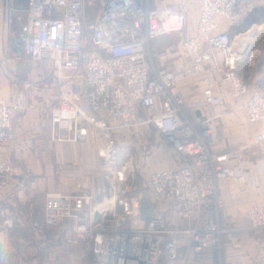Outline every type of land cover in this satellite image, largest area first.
I'll use <instances>...</instances> for the list:
<instances>
[{"label": "built area", "instance_id": "2783aa9c", "mask_svg": "<svg viewBox=\"0 0 264 264\" xmlns=\"http://www.w3.org/2000/svg\"><path fill=\"white\" fill-rule=\"evenodd\" d=\"M185 2L151 8L149 0H3V33L16 56L53 66L50 121L56 141H83L94 129L100 157L109 159L121 134L142 116L138 124L152 126L172 152L168 165L150 172L142 188L128 184L131 163L114 167L118 186L97 206L88 195H46L44 225L72 220L75 239L88 244L91 264L178 261L181 239L189 253L220 250L227 230L218 220L219 183L249 184L250 177L226 165V155L213 154L186 114L218 105L221 97L208 86L199 99L187 100L179 79L211 70L228 82L232 97L244 100L246 121L257 128L254 143L264 144V95L236 73L243 62L232 59L228 31L238 22L233 0H198L193 35L178 43L185 64L177 72L153 64L152 42L184 31ZM90 7L96 8L93 18ZM17 109L0 98V143ZM198 124L210 135L208 120ZM11 168L0 161V192L12 186ZM96 213L108 216L109 225L98 224ZM245 219L248 227L240 231L264 232V200L252 203Z\"/></svg>", "mask_w": 264, "mask_h": 264}, {"label": "crops", "instance_id": "0c3cea01", "mask_svg": "<svg viewBox=\"0 0 264 264\" xmlns=\"http://www.w3.org/2000/svg\"><path fill=\"white\" fill-rule=\"evenodd\" d=\"M181 1L149 0V6H171ZM196 8L191 5L186 10L185 28L180 36H165L152 42L160 66L177 72L185 64L186 58L178 43L193 35ZM254 17L253 23L261 21L258 13L255 12ZM246 22L242 20L236 31L243 29ZM175 39L177 45L169 47L168 42ZM160 52L162 55L158 56ZM261 53L262 49L256 50L253 60L243 66L254 72V86L264 95V63L261 62L260 67L257 65ZM52 74L51 63L26 61L16 56L9 39L4 37L3 0H0V98L18 107L14 112L10 140L1 149V154L14 166L15 172L10 191L0 192V264H91L86 243L72 239L67 226L55 230L43 228L44 196L46 193L72 191L73 180L82 182L86 191L98 196H105L118 186L112 171L117 158L123 155L119 154L118 144L116 154H111L108 159L100 157L102 143L94 129L88 130L83 141L54 139L50 121L54 104ZM199 78L204 81L188 84L187 81L194 79H179L181 94L186 99L193 94L196 95L194 99H199L201 90L210 86L221 97L224 107V93H220L218 86L227 85L226 90L230 92L229 83L221 82L211 70L195 79ZM239 100L232 110H229L230 106L218 109L216 105L211 106L216 107L212 110L208 107L201 111H187L210 151L215 155H226V165L236 166L250 177L249 184L219 183L223 207L219 210L218 220L227 230L220 239V250L211 249L203 255L189 253L188 241L181 239L179 260L164 264H264V232L239 230L247 225L245 213L250 205L264 199V144L254 143L257 128L246 121L244 100ZM204 119L208 120L210 135H205L198 124ZM141 120L138 117L136 122ZM130 178L128 184L132 182ZM95 217L98 223H102L100 215Z\"/></svg>", "mask_w": 264, "mask_h": 264}, {"label": "rangeland", "instance_id": "374dc122", "mask_svg": "<svg viewBox=\"0 0 264 264\" xmlns=\"http://www.w3.org/2000/svg\"><path fill=\"white\" fill-rule=\"evenodd\" d=\"M182 1H184V0H182ZM197 1L198 0H195V2L194 1L191 2L190 0H186L185 3L187 5V9H189V7L191 5L197 7ZM233 1H234V12L237 15V21L238 22L236 25H234L228 31L230 33L229 35H230V39H231L230 49H231V53L233 55L232 59H234L236 61L235 63H238V62L242 63L243 62L242 64H237L236 73L238 75L242 76L247 81V83L250 84V88L253 90V88L255 87L254 83H253V73L254 72L248 71L245 68V66H243V65L246 64L249 60L251 61L252 57L254 56L255 51L259 50V49H262V53L258 57L257 65L260 67L261 62L264 63V38H262L264 35L263 34L264 33V0H233ZM255 3H257V4H255ZM89 12L92 14V16H94L95 12H96V8L93 9L92 11H89ZM255 12L258 13V15H259L258 19H261V21L259 23H253V22H255L254 21ZM252 17H253V20L251 22ZM242 20L247 21L246 25L244 26L243 29L236 31V29L240 28V25L242 24L241 23ZM239 31H240V33H238ZM176 45H177L176 39L168 42L169 47H175ZM254 45H257V48L256 49H254V48L250 49L251 47H254ZM150 51H151V55H152V62L156 67H158L159 63L156 62L157 57H156V55L152 49V44L150 46ZM160 54H161V52L158 54V56ZM237 57H240V59H237ZM201 78H203V76ZM201 78L194 79V80L187 81V82H189L188 84H192V83L204 81V79H201ZM207 81H209V78L207 79ZM206 83H207V85H210V82L209 83L206 82ZM201 87H202V85H201ZM218 87H219L220 93L221 92L224 93L223 99H224V104H225V106L223 107L222 102L220 100V104L217 105V106H219L218 109H221V107L226 108L227 106L231 107L229 110L234 109V108H232V106L235 107L236 106L235 103H237L236 101H240V100L238 98L233 99V98L229 97V95L232 96V93H230L229 90H226V88L228 89L227 85L223 88H220L221 85H219ZM192 90H194V89H192ZM195 97H196V95L193 94V95L189 96V98L187 100L194 99ZM223 99H222V101H223ZM213 108H216V107H210V110H212ZM204 109H207V108H204ZM17 111H18V109L15 110L14 112H17ZM185 111L187 114L188 110H185ZM14 112H13V115H12L10 123H9L10 130H9L7 136L5 137V139L0 143V161H5L8 164H10V166L12 167L11 168L12 175H14L15 168L9 162V160L1 154V149L3 147H5V145L10 140L11 131H12V122L15 118ZM140 118H142V116H140ZM220 125H221V123H220ZM220 135H221V132H220ZM118 148H119V154L123 153V155L119 156L117 158V160H116L117 163L114 164L112 167H113V169H114V167H116V169L117 168L121 169L122 167H124L126 165L127 162L131 163L133 165V171L127 172L126 175H128V177H131L130 179L132 180V182L129 184L133 188H142L145 185V180H146L147 175L154 170L166 167L168 165V161H169L171 154H172L169 146H167L164 143L163 138L160 137L156 133V131L153 129V127L148 125V124L147 125H143V124L139 125L138 123H136L132 130H129L128 132L126 131V132L122 133L120 136V140L118 141ZM262 152H263V150H262ZM112 171H114V170H112ZM83 185L84 184L82 182L73 180L72 181V188H73L72 191L63 192V193L58 192V193L64 194V195H69V194L85 195V196L88 195L91 197L90 198L91 199V206L99 205L100 199L102 197L98 196V195H93L92 193L86 191L84 188L85 186H83ZM10 189L11 188H9L5 192L10 191ZM86 189H87V187H86ZM55 193H57V192H55ZM47 194L48 193H46L44 196V203H43V224H44L45 197ZM110 211H111V209L109 211H107V213H110ZM104 215H106V214H104ZM107 217L108 216H101L102 223H98V224L103 225V226L109 225L110 219H108L109 217L108 218ZM119 219L121 220L120 216H119ZM72 225H73V223L71 220V221H66V222L62 223L61 225H58L56 227H51V228L43 225L44 226L43 228L48 229V230L49 229L55 230V229L60 228L61 226H67L69 231H70L71 238L76 240V241L82 242L80 240L75 239V236H74L73 231H72ZM247 227H248V225H246L245 228H247ZM248 232H250V231H248ZM82 243H86V242H82ZM86 245L88 247L87 243H86ZM90 255H91V253H90ZM164 257H165V255H164ZM164 262L165 261H163V263H161V264H164Z\"/></svg>", "mask_w": 264, "mask_h": 264}, {"label": "trees", "instance_id": "16d2710c", "mask_svg": "<svg viewBox=\"0 0 264 264\" xmlns=\"http://www.w3.org/2000/svg\"><path fill=\"white\" fill-rule=\"evenodd\" d=\"M89 9V11H92L93 9H95L94 7H90V8H88ZM89 14L91 15V17L93 18V16H92V14L89 12Z\"/></svg>", "mask_w": 264, "mask_h": 264}, {"label": "water", "instance_id": "95a60500", "mask_svg": "<svg viewBox=\"0 0 264 264\" xmlns=\"http://www.w3.org/2000/svg\"><path fill=\"white\" fill-rule=\"evenodd\" d=\"M262 38H264V36ZM252 48L256 49L257 45H254V47H251L250 49H252ZM95 215H97V213Z\"/></svg>", "mask_w": 264, "mask_h": 264}, {"label": "bare ground", "instance_id": "6f19581e", "mask_svg": "<svg viewBox=\"0 0 264 264\" xmlns=\"http://www.w3.org/2000/svg\"><path fill=\"white\" fill-rule=\"evenodd\" d=\"M237 59H240V57H237Z\"/></svg>", "mask_w": 264, "mask_h": 264}]
</instances>
